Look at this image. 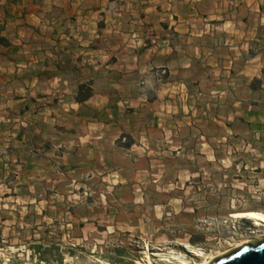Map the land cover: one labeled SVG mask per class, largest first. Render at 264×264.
<instances>
[{"label": "crops", "instance_id": "0c3cea01", "mask_svg": "<svg viewBox=\"0 0 264 264\" xmlns=\"http://www.w3.org/2000/svg\"><path fill=\"white\" fill-rule=\"evenodd\" d=\"M257 131L264 0H0L1 208L100 223Z\"/></svg>", "mask_w": 264, "mask_h": 264}, {"label": "rangeland", "instance_id": "374dc122", "mask_svg": "<svg viewBox=\"0 0 264 264\" xmlns=\"http://www.w3.org/2000/svg\"><path fill=\"white\" fill-rule=\"evenodd\" d=\"M224 139L179 159L186 186L158 184L133 206L105 207L100 223L71 227L43 220L40 208L0 207V264H170L172 256L201 264L263 239L252 216L264 215V131Z\"/></svg>", "mask_w": 264, "mask_h": 264}, {"label": "water", "instance_id": "95a60500", "mask_svg": "<svg viewBox=\"0 0 264 264\" xmlns=\"http://www.w3.org/2000/svg\"><path fill=\"white\" fill-rule=\"evenodd\" d=\"M209 264H264V236L212 259Z\"/></svg>", "mask_w": 264, "mask_h": 264}, {"label": "bare ground", "instance_id": "6f19581e", "mask_svg": "<svg viewBox=\"0 0 264 264\" xmlns=\"http://www.w3.org/2000/svg\"><path fill=\"white\" fill-rule=\"evenodd\" d=\"M252 218H253L254 224L257 227H264V215L263 214H253ZM247 243L248 242L240 243L239 245H236V247L234 249L242 246L243 244H247ZM192 254L196 258H205V256H206V254H204V252L202 250H195L192 252ZM221 255H223V254H220L216 257H212L210 259H205L201 264H209L212 259L217 258ZM167 259L168 260H166L164 262L170 263V264H175L176 262L179 261L180 264H189V262L186 259H183L181 257L172 256V258H167ZM147 264H155V263L151 259H149Z\"/></svg>", "mask_w": 264, "mask_h": 264}, {"label": "trees", "instance_id": "16d2710c", "mask_svg": "<svg viewBox=\"0 0 264 264\" xmlns=\"http://www.w3.org/2000/svg\"><path fill=\"white\" fill-rule=\"evenodd\" d=\"M82 90H83V88L81 89V94H80V99L81 100L86 99V98H88L90 96V92L89 91H87L84 94H82Z\"/></svg>", "mask_w": 264, "mask_h": 264}, {"label": "built area", "instance_id": "2783aa9c", "mask_svg": "<svg viewBox=\"0 0 264 264\" xmlns=\"http://www.w3.org/2000/svg\"><path fill=\"white\" fill-rule=\"evenodd\" d=\"M124 140V139H123Z\"/></svg>", "mask_w": 264, "mask_h": 264}]
</instances>
